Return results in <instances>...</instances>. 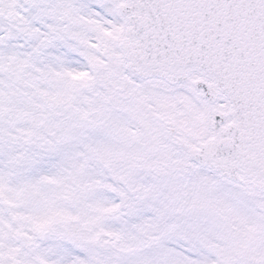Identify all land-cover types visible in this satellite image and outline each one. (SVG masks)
Listing matches in <instances>:
<instances>
[{
  "label": "snow or ice",
  "instance_id": "6c2138e0",
  "mask_svg": "<svg viewBox=\"0 0 264 264\" xmlns=\"http://www.w3.org/2000/svg\"><path fill=\"white\" fill-rule=\"evenodd\" d=\"M0 264H264V0H0Z\"/></svg>",
  "mask_w": 264,
  "mask_h": 264
}]
</instances>
